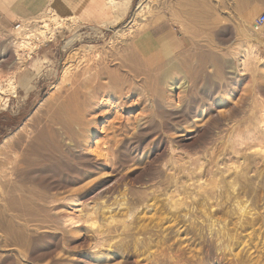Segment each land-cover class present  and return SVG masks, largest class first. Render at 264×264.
<instances>
[{"label": "rangeland", "instance_id": "1", "mask_svg": "<svg viewBox=\"0 0 264 264\" xmlns=\"http://www.w3.org/2000/svg\"><path fill=\"white\" fill-rule=\"evenodd\" d=\"M140 3L151 7L138 18ZM49 9L17 19L36 29L30 38L0 20V85L19 84L0 104V171L16 167L11 182L1 181L0 264H264V178L238 196L250 200L253 217L231 203L235 194L211 217L204 199L215 183L229 188L245 166L264 176L255 148L234 142L253 135L264 108V45L251 43L260 60L243 66L250 44L239 21L249 15L254 27L264 0H132L115 29ZM200 12L209 17L198 19ZM135 18L145 19L148 33L168 34L158 40L165 58L150 63L148 49L127 42L111 50L116 30L137 26ZM39 28L53 37L43 40ZM23 39L29 43L14 44ZM68 57L75 61L71 88L61 82ZM96 70L108 87L97 84L85 97L98 83L90 78ZM26 73L31 79L21 86ZM53 115L80 125L66 133ZM253 139H264V129ZM209 217L235 237L220 252Z\"/></svg>", "mask_w": 264, "mask_h": 264}, {"label": "bare ground", "instance_id": "2", "mask_svg": "<svg viewBox=\"0 0 264 264\" xmlns=\"http://www.w3.org/2000/svg\"><path fill=\"white\" fill-rule=\"evenodd\" d=\"M109 1V3L111 4V6L115 9V12H116V16H115V19L114 20H112L111 22H109V23H104V24H101L100 25V27H102V28H106V29H108V28H116V27H118V25H120L121 23H122V21L124 20V18H125V16H126V13H127V11H128V9L130 8V6H131V2H132V0H108ZM148 1V0H147ZM196 2V1H195ZM197 2H198V0H197ZM198 4V3H197ZM237 4H238V2H237ZM240 4V3H239ZM151 5V4H150ZM148 3H140L139 4V6H138V9H139V11H138V13H139V15H138V18L139 17H142L143 15H144V12H147V10L149 11L150 10V6ZM198 6V5H197ZM199 8V7H198ZM203 11H204V9H203ZM56 15V14H55ZM206 14L205 13H202V12H200L199 14H198V19H205L206 17H209V15L207 14V16H205ZM58 16V15H57ZM238 16H239V14H238ZM60 17V16H59ZM240 18H239V21L241 22L240 24H241V26H242V28H241V30L243 31L242 33H241V35L243 36V38L246 40V43H248V44H250V46H249V48L243 53V56H242V59H243V63H244V65L243 66H250L251 68H252V66H253V64L252 63H254V65H255V63L258 61L259 62V58L257 57V54H256V51L254 50V46H252L251 45V43H253L254 41H257L258 42V44L260 43V44H262V45H264V30H260L262 27H259V28H257L256 26H255V23H254V27H253V25L251 26L250 25V20H249V18H250V16L248 15V16H242L241 17V15L239 16ZM137 18V17H136ZM133 19V24H137V26H131L130 28H128V30L127 31H125V30H123V29H118V30H116V42L110 47L111 48V50L112 51H120V48H118V45H117V43H118V41L119 42H127V45L128 46H130V49L132 48V49H134V50H142L144 53H145V49H148V53H149V55H148V59L149 60H151V62L150 63H152V61L154 60L155 61V59H156V57L158 58H162V57H164L165 55H166V53L164 52V50H162L163 49V47L165 48V44H163L164 42H159L158 41V39H155V38H152L151 36H149L148 34V32L146 31V29H147V27H148V23H143L142 22V20H145V19H141L140 21H138L137 19ZM145 18H146V16H145ZM207 20V19H206ZM57 21V20H56ZM64 21V20H63ZM71 21V20H70ZM72 23L74 22L73 20L71 21ZM219 22V21H218ZM77 23V22H76ZM62 24V23H61ZM73 25V24H72ZM72 25H70V26H72ZM43 26V25H42ZM41 26V27H42ZM63 26V25H62ZM76 26V25H75ZM45 27V26H44ZM43 29V28H42ZM45 29V28H44ZM94 30H96V31H99L100 29L99 28H95L94 27ZM133 30V31H132ZM25 31V33H24V37L26 36V37H28V38H30L32 35H34V33L36 34V29H31V28H29V26H27V24H23V30L21 31V32H19V33H22V32H24ZM38 31H40L39 33H38ZM38 31H37V33H38V35H40V33H41V28H39L38 29ZM95 31V32H96ZM51 31H48V30H46V31H43V33H41V35L40 36H42L43 38V40L44 39H48V38H52L53 37V34L51 35V33H50ZM100 32V31H99ZM55 33V32H54ZM101 33V32H100ZM131 35H133V37L131 36ZM39 36V37H40ZM39 37L38 36H36V38H37V40H39ZM55 37V36H54ZM80 37V35H78V34H76V35H74L73 37H71L70 39H68L67 40V42H66V47H70V46H72L73 45V43L75 42V41H77V39ZM82 39V38H81ZM115 39V38H114ZM113 39V40H114ZM51 40V39H50ZM141 42L140 43V45H141V49H137V47H136V44L138 43V42ZM28 41H26V40H24L23 39V41H21V42H14V44H22V43H27ZM29 43V42H28ZM8 44H10V45H14L13 44V41H11V42H9ZM254 45V44H253ZM257 45V44H256ZM34 46V45H33ZM109 46H110V44H109ZM18 47V46H17ZM21 47V46H20ZM125 47H127V46H125ZM124 47V48H125ZM139 48V47H138ZM25 49V48H24ZM35 48L34 47H32V49H31V52L30 53H32V51L34 50ZM127 49V48H126ZM125 49V50H126ZM88 50V49H87ZM4 51H6V50H4ZM89 51V50H88ZM87 52V51H86ZM124 52V51H123ZM29 53V54H30ZM120 53V52H119ZM125 53V52H124ZM165 53V54H164ZM77 54V53H76ZM80 54V53H79ZM209 56H210V54L209 53H207ZM4 55V54H3ZM15 55V54H14ZM19 55V54H18ZM73 55H74V53H73ZM81 55V54H80ZM95 55V54H94ZM6 55H4L3 57H5ZM70 56V55H69ZM76 56V55H75ZM259 56V55H258ZM30 57V56H29ZM98 58V57H97ZM165 58V57H164ZM17 59L19 60L20 59V57H18L17 56ZM82 59V58H81ZM80 59V60H81ZM114 59V58H113ZM2 60H4V59H2ZM80 60H78V61H80ZM162 60V59H161ZM253 61V62H252ZM262 61V60H261ZM74 58L73 57H68L67 59H66V61H65V65H64V68H63V75H62V83H63V85L64 84H66V85H68L69 86V88H71V87H73V85H72V83L70 82V80H71V78H72V76H73V69H74V66H75V64H74ZM163 62V61H162ZM161 62V63H162ZM77 64H78V62H77ZM123 64V63H122ZM2 66V65H1ZM88 66H90L89 64H88ZM150 68V67H149ZM248 68V67H247ZM250 68V69H251ZM88 69V68H87ZM105 69H107V67H105ZM90 70V69H89ZM252 70V69H251ZM101 71V70H100ZM100 71H98V70H96V72H94L91 76L92 77H90L91 78V80H92V78H93V76H94V81H96L97 80V82L98 83H96L95 84V86H93V87H90L91 89H93L90 93L88 92L87 94H89V95H87V94H85V97H89L90 96V94L95 90V87H96V85L97 84H99V85H102L103 87L104 86H107L108 85V83L106 84V83H101V79H100V75H101V72ZM113 72V71H112ZM253 72H256V70H253ZM108 73H111V72H109L108 71ZM145 73V72H144ZM86 74V73H85ZM89 74H91V72L89 73ZM88 74V75H89ZM116 74V73H115ZM84 75V74H83ZM117 75V74H116ZM86 77H87V75H86ZM89 77V76H88ZM116 78V76L114 75V74H112V77L110 78L111 79V83L112 82H114V79ZM87 79V78H86ZM89 79V78H88ZM93 81V82H94ZM60 83V82H59ZM62 85V84H61ZM78 85H79V83H78ZM75 86V85H74ZM17 87H18V85H17V83H16V81L13 79V78H10V79H8L7 80V83H6V81H5V83H4V81H3V85H0V104H1V101L4 99V94H10V96L12 95L13 97H15L16 95H17ZM108 87V86H107ZM75 88V87H74ZM77 88V87H76ZM81 88V87H80ZM55 89H56V91L58 92V91H60L61 90V86L59 85V86H56L55 87ZM174 89H176V87H174ZM71 90V89H70ZM78 90V89H77ZM66 91V90H65ZM73 91L75 92L76 91V89H73ZM80 91V90H79ZM55 92V91H54ZM73 92V93H74ZM77 92V91H76ZM70 93V92H69ZM56 94V93H55ZM72 94V93H71ZM75 94V93H74ZM78 94V92L76 93V95ZM53 95V94H52ZM67 95H69V94H67ZM73 95V94H72ZM71 95V97H73ZM79 95V94H78ZM54 96V95H53ZM70 97V98H71ZM62 98V97H61ZM65 98V97H64ZM68 97H66V99H67ZM79 98V97H78ZM74 99V98H73ZM72 99V100H73ZM56 101V100H55ZM62 101V100H61ZM63 101H65V100H63ZM62 101V102H63ZM69 101V100H68ZM77 101V100H76ZM60 102V101H59ZM72 101H70V102H68V103H71ZM74 103H75V101H73ZM263 102V101H262ZM55 103V102H54ZM66 103V102H65ZM72 104V103H71ZM61 105V104H60ZM69 105V104H68ZM76 105V104H75ZM57 106V105H56ZM62 107V106H61ZM64 107H66V106H64ZM85 107V106H84ZM258 107V106H257ZM73 108V107H72ZM56 110V109H55ZM59 110H60V108H59ZM62 110V109H61ZM68 110H69V108H68ZM54 111V110H53ZM203 113V112H202ZM251 113H252V111H251ZM261 114L259 115V117H257V118H255V122H253L252 123V126L255 128V131H254V133H253V135L251 136H248V138H245L243 135H241V134H239V135H236V137L234 138V142H236L237 144H239V147H240V145H245V146H249V149H252L253 147L255 148V150H254V152H253V154H258V155H260V157L262 158V160L264 159V139H260V140H255V139H253L254 138V136L255 135H257L258 134V132H260V131H262V129H264V108L261 110V112H260ZM61 114V113H60ZM81 114V113H80ZM59 115V114H58ZM34 116V115H33ZM81 116H83L82 114H81ZM53 117H54V115H53ZM32 118V117H31ZM54 120H53V122L55 123V125L56 126H58L59 128H60V130H63L64 132H69V130H72L73 129V127H72V125H80V124H74V121H70V120H66V119H61L60 117H58V116H56V117H54L53 118ZM50 120V119H49ZM48 120V121H49ZM51 120H52V118H51ZM47 121V122H48ZM52 122V121H51ZM50 122V123H51ZM73 122V123H72ZM235 123V122H234ZM26 124V123H25ZM229 125V129H227V130H225V131H229L230 132V130L231 131H234L235 129H236V127L239 125V123L238 122H236L235 124H228ZM37 126V125H36ZM32 127V126H31ZM220 127V126H219ZM26 130H28V128H26L25 129V131ZM30 130V129H29ZM191 131H193V130H191ZM30 132V131H29ZM219 132V131H218ZM91 133H93V132H91ZM225 133V132H224ZM90 134V133H89ZM222 134V133H221ZM223 135V134H222ZM225 135V134H224ZM228 136H230V135H228ZM29 137V136H28ZM225 137V136H224ZM232 140V139H231ZM249 140H252L251 141V143L249 142ZM29 142V141H28ZM249 142V143H248ZM97 145V144H96ZM106 146V145H105ZM102 148V147H101ZM108 148H109V146H108ZM105 149V148H104ZM102 150V149H101ZM100 150V151H101ZM104 151V150H103ZM107 152V151H106ZM105 152V153H106ZM108 153V152H107ZM16 154H17V152H16ZM240 154V153H239ZM107 155V154H106ZM113 155V154H112ZM239 156H241V155H239ZM17 157H18V155H17ZM16 157V158H17ZM19 158V157H18ZM243 159V158H242ZM246 159V158H245ZM239 161V160H238ZM246 161V160H245ZM104 162V161H103ZM13 163V162H12ZM15 163V162H14ZM241 163H243V162H241ZM250 167V166H249ZM248 167V168H249ZM16 169V167L15 166H11V167H9L8 166V168H7V170H8V172H6V171H3V170H1L0 171V190H1V188H3L2 187V184H1V181H4V182H6V183H8V182H11V178L10 177H12V175H13V173H14V170ZM256 172H258V173H256L257 175H250V169H247L246 168V166H245V170H243L242 171V173L240 172V175H239V179L237 180V181H229V183H230V186H229V188L228 187H225L224 185H217L216 183H215V185H213V187H212V189L211 190H209L207 193H206V195H205V197H204V199L207 201V205H209L210 204V213H209V216L211 217V213H212V210H213V207L214 206H218V207H222L223 208V206L224 205H226L227 204V202H226V200H224V197H228V196H230V195H232V194H235V195H233V200H231V203L232 204H237L238 205V207H239V211L241 210V212H242V215H245V216H255L256 215V213L253 211V208L252 209H249V199H245V200H243V201H239L238 200V196H240V194H248V193H251V192H254V190H255V180H256V178H258V177H263L264 178V176H262L261 175V170H260V168H256ZM264 172V171H263ZM219 175V174H218ZM235 175V174H234ZM257 176V177H256ZM232 178H234V177H232ZM173 179V178H172ZM228 180H230V179H228ZM177 183V182H176ZM238 183H239V188H237V186H238ZM206 189V188H205ZM259 189V188H258ZM232 190V191H231ZM176 191V190H175ZM198 193H200V191H198ZM264 193V192H263ZM242 197V196H241ZM231 198V197H230ZM200 199V198H199ZM201 200V199H200ZM229 200V201H230ZM191 201V200H190ZM204 202V201H203ZM234 202V203H233ZM226 203V204H225ZM263 203V202H262ZM201 204H203V203H201ZM232 204H231V206H232ZM229 205V204H228ZM251 206V205H250ZM201 207L203 208V205H201ZM200 207V208H201ZM111 208V207H110ZM190 208V207H189ZM255 208V207H254ZM117 210V209H116ZM206 210V209H205ZM223 210H225V209H222V211ZM214 211V210H213ZM233 211V210H232ZM257 211V210H256ZM110 212V211H109ZM215 212V211H214ZM203 213H205V212H203ZM111 214V213H110ZM113 214V213H112ZM178 214V213H177ZM184 213H182V215H183ZM187 214H188V211H187ZM190 214V213H189ZM189 214H188V216H189ZM194 214V213H193ZM235 214V213H234ZM261 214V213H260ZM179 215H181V214H179ZM184 215H186V214H184ZM187 216V217H188ZM199 216V215H198ZM220 216H221V214H220ZM234 216V215H233ZM184 217V216H183ZM186 217V218H187ZM209 217V218H210ZM181 218V217H180ZM193 218V217H192ZM264 218V217H263ZM176 219V218H175ZM203 219V216H202V218L200 219V220H202ZM223 219V218H222ZM231 219V218H230ZM240 219V218H239ZM184 220V219H183ZM225 220V219H224ZM204 221V220H203ZM209 221V220H208ZM214 220H213V218L211 219L210 218V223L208 224V225H206V226H208V231H210V235H211V243H213L214 245H215V247L217 248V250L219 251V250H222L223 249V246L225 245V244H228V246H230V244H232V241H233V239L235 238L234 236H232L233 234H230L229 233V231H228V229H227V227H225L224 225H218V227H216L215 225H214V222H213ZM217 221V220H216ZM220 222V221H219ZM239 222V221H238ZM192 223H194V220H193V222ZM203 223H205V222H203ZM227 223V222H226ZM260 223L261 222H259V225H260ZM189 224V223H188ZM195 224V223H194ZM193 224V225H194ZM198 224V223H197ZM220 224V223H219ZM192 225V226H193ZM234 226V225H233ZM179 227V226H178ZM201 227V226H200ZM199 226H198V228H200ZM239 227H240V225H239ZM243 227H244V225H243ZM230 228V227H229ZM258 228V227H257ZM256 228V229H257ZM201 229H202V227H201ZM200 229V230H201ZM238 229V228H237ZM200 230H199V232H200ZM250 231V230H249ZM198 232V233H199ZM241 232V231H240ZM206 233V232H205ZM208 233V232H207ZM2 234V233H1ZM176 234V233H175ZM207 235V234H206ZM209 235V236H210ZM201 236V235H200ZM202 237H203V235H202ZM3 238V237H2ZM261 238V237H260ZM234 242V241H233ZM245 242V241H244ZM210 243V242H209ZM210 243V244H211ZM4 244V243H3ZM228 246H226V247H228ZM233 246V245H232ZM5 247V246H4ZM235 247H233L232 249H234ZM198 249V248H197ZM224 249H225V246H224ZM226 249H229V247L228 248H226ZM216 250V251H217ZM217 251V252H218ZM220 252V251H219ZM218 252V253H219ZM221 252H223V251H221ZM209 253V252H208ZM225 253V252H224ZM232 253V252H231ZM222 255V254H221ZM225 255V254H224ZM223 256V255H222ZM238 256V255H237ZM202 257V256H201ZM220 257V256H219ZM232 257H233V254H232ZM231 256L229 257V258H232ZM236 258V257H235ZM228 260V259H227ZM231 262L232 261H230V264H231ZM233 263V262H232ZM234 264V263H233Z\"/></svg>", "mask_w": 264, "mask_h": 264}, {"label": "crops", "instance_id": "3", "mask_svg": "<svg viewBox=\"0 0 264 264\" xmlns=\"http://www.w3.org/2000/svg\"><path fill=\"white\" fill-rule=\"evenodd\" d=\"M48 8L54 14L61 15L60 17L69 15L86 24L109 23L116 16L115 9L108 0H0V20L17 22L19 16L41 13ZM153 29L155 27H151L148 34L152 38H167V33L156 36ZM30 79L29 73L24 74L20 85H27Z\"/></svg>", "mask_w": 264, "mask_h": 264}, {"label": "built area", "instance_id": "4", "mask_svg": "<svg viewBox=\"0 0 264 264\" xmlns=\"http://www.w3.org/2000/svg\"><path fill=\"white\" fill-rule=\"evenodd\" d=\"M262 25H264V14L261 15V17H259L257 19V21L255 22V26L257 28L262 27ZM14 30H16L17 32H21L23 30V22L22 21H17L14 25Z\"/></svg>", "mask_w": 264, "mask_h": 264}]
</instances>
